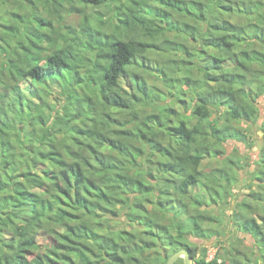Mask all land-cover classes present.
Wrapping results in <instances>:
<instances>
[{"label":"trees","instance_id":"1","mask_svg":"<svg viewBox=\"0 0 264 264\" xmlns=\"http://www.w3.org/2000/svg\"><path fill=\"white\" fill-rule=\"evenodd\" d=\"M126 1L49 0L47 27L0 24V264H164L179 249L264 264V142L229 215L253 243L210 259L198 243L219 241L215 210L246 166L227 143L252 144L238 124L264 95V0ZM104 6L120 27L88 12Z\"/></svg>","mask_w":264,"mask_h":264},{"label":"rangeland","instance_id":"2","mask_svg":"<svg viewBox=\"0 0 264 264\" xmlns=\"http://www.w3.org/2000/svg\"><path fill=\"white\" fill-rule=\"evenodd\" d=\"M116 7H121V4L124 2H127L126 0H116ZM48 2L49 0H0V24L10 22L11 21V15L10 12H18L21 15V18L23 19L25 25L26 22H30V27L34 28L35 30H40L42 27H47L48 18L50 16V13H48ZM134 4L130 1L126 6L122 7L123 12L128 13V9L132 8L134 9ZM70 4L68 2H65L64 8H63V14L65 16V19L72 23L74 26H77L79 22H81L80 14L77 11H73L70 7ZM80 5L78 6V8ZM99 8V7H98ZM93 9L89 8L88 12L91 13L93 16L98 15L97 12L100 11L102 17L101 20H105L106 23L102 26H104V29L110 28L109 23L114 22V27H120L121 23L119 21H116L114 18L108 22V16L113 13L109 11V9L106 8V6L100 7L99 9ZM92 10V11H91ZM73 11V12H72ZM32 12V13H31ZM31 13V15L28 17L29 19L26 20L27 16L26 14ZM245 21V20H243ZM95 23V22H94ZM7 24V23H6ZM28 24V22H27ZM97 24V23H95ZM106 27V28H105ZM107 30V29H106ZM108 31V30H107ZM2 33H5V29H2ZM4 35V34H3ZM4 39V38H3ZM180 41V39H179ZM89 53V51L87 52ZM167 54L163 55L166 56ZM167 62L169 61V58L165 59ZM172 63V62H170ZM169 63V64H170ZM256 75L258 77H264V72H262V68L260 66L255 67ZM260 70V71H259ZM144 77L148 79L149 84H155L157 85L162 91L165 92V86L162 85V83L158 79H152L150 78L146 73H142ZM256 85H254L255 87ZM165 95H168L167 93ZM255 106L258 110L257 118L253 122V125H248L246 123H239V128L246 133V135L249 137V140L251 141V146L249 147L244 142H237V141H229L226 145L228 153H232L233 149L236 147L239 152L238 155L242 156V158H246L244 160V169L241 170L240 174V180L236 183L234 186L231 197L229 198V202L225 207L216 209V213L218 214V217L221 221L220 225V231H219V241L215 239L210 240H203L198 242L199 246L206 245L208 247L206 257L207 259H210L213 257L214 252L218 248V244H222L225 247H230L231 243L233 245L236 244V246L242 247V244L244 246H251L250 244L253 243L252 237H250L248 234H239V231L235 228V226L231 222V218L229 215L233 211L235 207V203L237 200H239L242 195L246 194L248 192V189L246 188V183L250 182L251 179V171H253V161L254 159H258L259 151L258 149L261 147V145L264 142V137L261 132H255V128L258 127L261 124V121L264 118V95H261L257 98L255 102ZM177 108V106H176ZM205 162V163H204ZM203 163L206 164L208 162L204 161ZM251 164V165H250ZM198 190V188H196ZM239 236V240L237 242L236 236ZM41 245L45 243L44 237L38 238ZM182 259V257H181ZM176 264H183V260H179V262Z\"/></svg>","mask_w":264,"mask_h":264},{"label":"water","instance_id":"3","mask_svg":"<svg viewBox=\"0 0 264 264\" xmlns=\"http://www.w3.org/2000/svg\"><path fill=\"white\" fill-rule=\"evenodd\" d=\"M179 257H182L183 264H194L191 257L189 256V252L186 249H179L174 251L166 260L164 264H173L175 260Z\"/></svg>","mask_w":264,"mask_h":264}]
</instances>
